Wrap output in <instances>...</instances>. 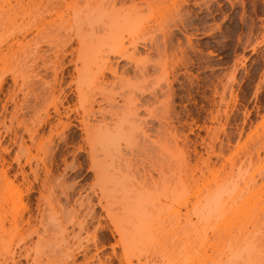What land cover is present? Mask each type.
<instances>
[{
  "label": "rangeland",
  "instance_id": "rangeland-1",
  "mask_svg": "<svg viewBox=\"0 0 264 264\" xmlns=\"http://www.w3.org/2000/svg\"><path fill=\"white\" fill-rule=\"evenodd\" d=\"M63 1L0 0V170L13 185L12 190L7 185L2 187L5 178L0 172V264H158L155 234L143 238L144 243L133 238L131 247L138 243L137 247L125 252L112 218L129 222L132 218L136 222L140 214V218L144 215L143 219L154 220L156 226V218L161 215L157 211H132L130 215L129 211L103 210L98 200L103 183L95 182L94 162L118 167L123 174L125 167L127 175L133 174L128 181L132 176L137 181L148 179L150 184L146 182L143 191L149 190V197L154 194L150 199L156 204L158 199V203L169 202L172 196L170 192L168 195L172 183L165 189H154L152 181H160L162 174L183 171L186 178L201 177L197 187L200 192L185 188L188 193L181 192L174 205L182 218L189 213L194 221L196 199L205 201L207 189H216L215 180L220 182L218 187L226 190L221 204L225 212L217 216L214 212L204 226L196 225L199 230V226L206 229L201 236L210 240V245H205L206 255L203 251L199 255L202 248L194 247L197 242L193 243V238L199 233H194L190 224L187 232L183 231L186 235L181 232L186 236L181 237L183 241L170 238L175 242L174 249L182 250L177 254H184V259L195 260L194 253L197 259L198 255L199 259L214 257V250L219 249L227 255L237 253L238 264H264V0H174V5L173 0H160L163 7L157 9L154 6L159 5L158 0H146L147 5L142 0L125 1L126 9L132 3L141 7L136 24L140 25L137 55L144 60L136 56L139 63H130L108 53L118 73L125 69L113 92H127L138 81L149 91L139 95L141 104L153 113L150 116L139 107L135 119L138 128L127 133L135 147L127 141L129 136L125 137L128 128L119 141L114 135L112 140L119 142L121 150L114 157L111 148L110 155L104 152L107 147L92 139L85 128V123L93 124L103 117L114 121L108 114L113 106L103 100L100 88H95L100 81L102 88H111V75L107 71L98 75L96 63H101L103 56L93 58L90 48H83L85 44L79 48V40L64 31V24L75 22L78 12L82 17L85 0ZM150 1L155 10L148 7ZM177 5L179 12L175 10ZM180 16L186 22L188 18L190 25L183 28L179 24L172 30L170 26V42L163 44L157 22L165 19L167 22L162 23L171 25L170 20ZM187 37L195 50L188 47ZM87 40L84 38V42ZM130 40L126 33L122 35L124 46L128 47ZM108 42L115 43L113 39ZM179 46L186 51L181 59ZM163 75L172 80L170 90ZM150 91H155L156 97ZM165 98H169L168 107L162 102ZM139 191L134 194L141 195ZM154 197L158 199L153 201ZM49 199L53 204L49 205ZM181 202H186L189 212L184 204L179 205ZM166 219L164 225L169 223ZM193 248L198 253L190 250Z\"/></svg>",
  "mask_w": 264,
  "mask_h": 264
},
{
  "label": "bare ground",
  "instance_id": "bare-ground-1",
  "mask_svg": "<svg viewBox=\"0 0 264 264\" xmlns=\"http://www.w3.org/2000/svg\"><path fill=\"white\" fill-rule=\"evenodd\" d=\"M8 0H6V2H7ZM31 1H33V0H31ZM44 1H46V0H44ZM48 1H50V0H48ZM61 1H63V0H61ZM66 1V0H65ZM65 1H63V2H65ZM126 0H85V3H86V6H85V9H86V11H84V13H83V15H82V17L80 18L79 16L81 15L80 14V12H78L77 13V15L74 17V19H73V21H75V22H68L67 24H64V31L67 33V35H69V33L70 34H72L73 35V37L75 36V38H77L78 40V42H80L78 45H79V48H81V46L83 45V44H85V45H83V48H86V47H88V48H90V50H91V52L94 54V57L93 58H95V57H98L99 58V56H103V58H102V60H101V63L99 62H97L96 63V68H98V69H96L97 70V72H98V75L100 74L101 76H103V72L104 71H107L110 75H111V81H109V87H111V88H108V90L105 88V87H103L102 88V84L99 82V84L98 85H100V86H98L97 85V83H96V86H95V88H96V90H98V88H100V89H102V90H98L99 91V93H100V91H102V93H101V95L103 96V100H106L107 102H108V104H110L111 106H113V107H111L112 109H110V110H108V114L110 115V119H111V121L112 120H114L113 121V123H110V122H108V121H106V119L103 117L102 118V120H99L98 122H96V123H93V124H88V122L87 123H85L86 124V126H85V128H86V130H87V132H88V135L89 136H92V139H94L97 143H100V144H102V145H104L105 146V148L107 147V149L106 150H108V151H104V152H107V154H109L110 152H113L112 153V155L111 156H113L114 157V155H116L115 153H117V154H120L121 152V150H120V145H119V139H122V137H119V136H121V135H123L122 134V132H124V129L125 128H128L127 130H125V131H127L126 133H125V137H126V135H127V133H129V132H131L132 133V130L133 129H135L136 130V128L135 127H137L138 128V124H137V120H135L136 119V117H138V110H139V107L140 106H142V108L144 107V109L143 110H146V111H148V114L150 115V116H152V111H153V109L150 111L147 107V105L145 104H141V97H139V95L141 94V95H143L145 92L147 93V91L148 90H145L144 89V87L143 86H140V85H138V81L136 82V83H133L132 85H130V87H128V89H127V92H125V91H123V87L122 88H120V89H122V91L120 90V91H118L117 92V90L116 91H114L113 92V88L116 86V84L118 83V80H119V83H120V79L122 78L123 79V77H122V75L125 73V69L124 70H121V72H119L118 73V68H117V65H116V63L115 64H113L114 62H112L111 61V59H110V55L108 54L109 52L111 53V55L113 56V57H115V58H117L118 60L120 59V60H126L127 62H130V63H132V62H134V63H136V62H138V60H137V57L136 56H139L140 57V55H137V54H140V53H138V45H139V42H140V40H138V31H140V29H139V27L138 26H140V25H136L137 23H138V21H139V19H140V8H139V6L137 5V4H131L132 5V7L130 6L129 7V5L127 6L128 7V9H126V5H125V3H127V2H125ZM130 1H132V0H130ZM139 1H141V0H139ZM143 2H146L145 4L147 5L148 3H149V1H148V3H147V1L146 0H142ZM157 1V0H156ZM159 2H158V6H154L153 5V1H150V3L152 2V5L151 4H149V8L151 9L152 7L151 6H154L155 8L156 7H160V5H161V3L164 1H160V0H158ZM166 1V0H165ZM182 1V3L183 2H185L186 0H181ZM34 2H36V0H34ZM38 2H40V1H38ZM133 2V1H132ZM37 3V2H36ZM155 3V2H154ZM165 3V2H164ZM173 4L172 5H174V3H175V1L173 0V2H172ZM182 3L180 2V5H181V7H182ZM156 4V3H155ZM163 4V3H162ZM196 4H198V1L196 2ZM137 5V6H136ZM9 6V5H8ZM142 7L144 6V4L143 5H141ZM162 7H163V5H161ZM138 7V8H137ZM146 7V6H145ZM154 7L152 8V9H154ZM180 7V6H179ZM147 8V7H146ZM157 9V8H156ZM161 9V8H160ZM163 9V8H162ZM155 10V9H154ZM175 10H177L178 11V5L176 6V9ZM77 11V9H75L74 11H73V14H74V12H76ZM158 11V10H157ZM176 11V14L177 15H181V16H183L182 14H180L181 13V10H180V13L178 14V12ZM189 11V10H188ZM185 12V11H184ZM186 13V12H185ZM181 16L179 17V18H177L176 20H170V22L172 21H174V23H172L171 22V25L170 24H167L166 22H167V20H165V19H162L161 21H159V23L157 22V27H158V32H161V36L163 37L162 39H163V44L166 42H170V40L169 41H167L168 39H170L169 37H167V36H169V34H170V36H171V33L173 32H171V30H172V28H175V29H177L176 27H178L179 26V24H180V26L181 27H183V28H186V26H188V22H189V20H188V18H187V22H186V19H184V17H182L181 18ZM178 17V16H177ZM186 17V16H185ZM188 17V16H187ZM190 19V18H189ZM166 21V22H164V23H162V21ZM162 23V24H161ZM169 23V22H168ZM187 23V24H186ZM191 23V22H190ZM173 24V25H172ZM159 25V26H158ZM190 25V24H189ZM170 26H171V30H170ZM179 28V27H178ZM159 29H160V31H159ZM182 29V28H181ZM251 29V28H250ZM182 30H186V29H182ZM124 33H126L127 35H129V38L131 37V40L128 42V47L127 46H124L123 45V42H122V35H124ZM72 35L70 36L69 35V37H72ZM138 36V37H137ZM87 37V38H86ZM84 38L85 39H88L89 40V44H87L88 42V40L87 41H85L84 42ZM168 38V39H167ZM110 39H113V41L116 43H113V44H115L116 46H114V48H110V46H112L111 44H110V42H108V40H110ZM121 39V40H120ZM2 40V39H1ZM1 42H3V41H1ZM0 42V43H1ZM187 44H188V47L189 48H191L192 49V51L193 50H195L194 48H193V46H192V43H191V40H190V38L189 37H187ZM0 45H2V44H0ZM84 46H86V47H84ZM143 46V45H142ZM141 46V47H142ZM187 46V45H186ZM0 47H2V46H0ZM113 47V46H112ZM144 47V46H143ZM88 48H86V49H88ZM177 48H179V51H180V56L181 57H179L180 59L182 58V56L184 57V54H185V49H183V47H181V50H180V46L179 47H177ZM82 49V48H81ZM88 51H89V49H88ZM198 51V50H197ZM213 54L211 51H209V54ZM0 54H1V50H0ZM100 57V58H101ZM138 57V58H139ZM141 59H143L142 57H140V59H139V61L141 60ZM180 59H178V61H180ZM116 60V59H115ZM114 60V61H115ZM144 60V59H143ZM94 61H96L95 59L93 60V63L92 64H94ZM182 61V60H181ZM184 61V60H183ZM116 62H117V60H116ZM141 62H142V60H141ZM133 63V64H134ZM139 63V62H138ZM182 63V62H181ZM95 65V64H94ZM135 65V64H134ZM135 66H137V65H135ZM163 68V67H162ZM165 68V67H164ZM136 69L137 70H139V68L138 67H136ZM143 70H145V69H143ZM165 70H166V68H165ZM95 71V70H94ZM163 71H164V69H163ZM167 71V70H166ZM97 72H95V73H97ZM139 72V71H138ZM143 73V72H142ZM141 73V74H142ZM162 73V72H161ZM167 74V72H165L164 71V74ZM93 75H94V72H93ZM95 76V75H94ZM94 76H93V80L95 79L94 78ZM97 76V75H96ZM124 76V75H123ZM172 76V75H171ZM232 77H233V75H231ZM98 77V76H97ZM162 78L163 77H166V78H164V79H166V81L167 82H165V83H168L167 84V86H169L170 85V83L172 82V80H170L169 81V79H168V76H161ZM175 77V76H174ZM174 77H172L173 78V80H174ZM171 78V79H172ZM122 79H121V81H122ZM176 79V78H175ZM231 79V78H230ZM97 81H98V79H96ZM146 80V78L144 79V81ZM96 81V82H97ZM144 81H142V83H144ZM103 83V82H102ZM141 83V82H140ZM0 84H1V78H0ZM95 84V83H94ZM106 84V83H105ZM105 86V85H104ZM170 87L171 86H169L168 87V89L170 90ZM94 88V89H95ZM106 89V90H105ZM110 89H111V91H110ZM149 92V91H148ZM155 91H150V93L152 94V96H154V97H156V92L154 93ZM169 92V91H168ZM171 92V91H170ZM170 92L168 93V94H170ZM98 93V94H99ZM172 93V92H171ZM151 94H149V95H151ZM167 94V96H169ZM140 95V96H141ZM170 95H172V94H170ZM116 96L118 97V101H120V105H119V103H118V101H117V98H116ZM167 96H166V98H167ZM165 98V99H166ZM169 98H170V96H169ZM168 98V99H169ZM220 98H222V97H220ZM93 99V98H92ZM168 99H166V100H162V102L164 103H166V106L168 107V105L167 104H169L170 102H169V100ZM160 101V100H159ZM221 101V100H220ZM222 101H223V99H222ZM161 102V101H160ZM160 102H158V103H160ZM161 102V103H162ZM169 102V103H168ZM160 105H162V104H160ZM165 106V107H166ZM166 107V108H167ZM165 108V109H166ZM141 109V108H140ZM163 110H164V107L162 108ZM101 110V109H100ZM219 110V109H218ZM218 110H216L217 112H218ZM100 112V111H99ZM224 112H225V110H224ZM102 113V112H101ZM217 114H219V112L217 113ZM103 116V115H102ZM101 116V117H102ZM130 119L132 120L133 119V121H130ZM141 121V120H140ZM139 122V121H138ZM137 124V125H136ZM127 126V127H126ZM140 126V125H139ZM130 129V130H129ZM35 130V129H34ZM134 131V130H133ZM33 132V131H32ZM32 132H29V136L32 138ZM34 133V132H33ZM120 133V134H119ZM117 135V140L118 141H114V140H112L113 139V137H114V135ZM124 136V135H123ZM127 136H129L128 138L129 139H127V141H129L130 142V140H131V138H130V134H128ZM127 138V137H126ZM124 140V139H123ZM123 140H122V142H123ZM132 140H133V138H132ZM94 141V142H95ZM128 142V143H129ZM133 143H134V141H132ZM136 144V143H135ZM135 144L133 145L131 142H130V145H131V147L132 146H134L135 147ZM101 145V146H102ZM128 145V144H127ZM130 145H128L129 147H130ZM103 146V147H104ZM128 146H126V147H128ZM128 147V148H129ZM133 147V148H134ZM105 148H104V150H105ZM108 148H111L110 150V152H109V149ZM169 149V148H168ZM113 150V151H112ZM176 151H177V149H176ZM182 151V150H181ZM180 151V152H181ZM109 152V153H108ZM167 152V151H166ZM180 152H178V154L180 155ZM170 153V152H169ZM182 153V152H181ZM184 153V152H183ZM182 153V154H183ZM107 154H106V156H107ZM173 154V153H172ZM177 154V155H178ZM185 154V153H184ZM183 154V155H184ZM110 155V154H109ZM168 155V154H167ZM111 156H110V158H111ZM117 156V155H116ZM116 156H115V158H116ZM120 156V155H119ZM118 156V157H119ZM112 157V158H113ZM170 157V156H169ZM180 157L182 158V155H180ZM180 157L178 158V159H180ZM171 158V157H170ZM124 159V158H123ZM176 159H177V157H176ZM183 159H185V158H183ZM182 159V160H183ZM112 160L113 159H111V162H112ZM117 160H119V159H117ZM180 161V164L182 165L183 164V161ZM186 160V159H185ZM178 161V162H179ZM110 162V163H111ZM124 162V161H123ZM109 163V162H108ZM112 164V163H111ZM118 164V163H117ZM116 164V165H117ZM115 165V164H114ZM115 165V166H116ZM184 165H185V162H184ZM108 166H110L109 164L107 165V164H99L98 162H94L93 163V165L91 166L93 169H94V174H95V177H96V179H95V182H96V180H97V183L99 184H101V183H103V185H101L100 186V189H99V197H98V200H99V203H100V205L104 208L103 210H105V211H129L128 213L130 214V212L133 214V212L132 211H142L141 213H146L145 211H157V212H159V219H157L156 218V220L158 221V222H155L157 225L155 226L154 224H152V222H154V220L153 221H151V219H148V220H150V222L147 220V219H143L142 217L144 216V215H142V217L140 218V214H139V219L140 220H138V221H134L133 222V220H132V218L130 219V222H129V219H128V221H125V220H120L119 218H116V216H114L116 219L114 220V217L112 218V221H114V222H116L115 224H114V227L117 229L116 231H118V234H119V236H120V239L122 240V244H123V246L125 247H123V250L125 251V252H133L134 251V248L133 247H135L136 245H134V246H132L131 247V243L130 242H132V244H134L133 243V238L135 239V241L134 242H138L139 241V243H144L145 241H144V239L143 238H145L146 236H147V239H148V237H149V235H151V237L154 235V237H155V242H156V250H155V253L158 255V257H159V262H158V264L159 263H161V264H238V260H237V258H238V256H237V253H235L234 251H232L231 253H230V255H227V254H225V253H222V251L220 250L219 251V249H216V251L214 250V252H213V256L214 257H212L211 255H209V256H207L208 258H205V256L204 257H202L201 256V258L199 259V255L200 254H202V252L201 251H203L204 252V254L206 255V250H207V248H205L206 246H208V245H210V240H207V238L208 237H203V236H201L202 234H203V232L206 234V229L204 230V227H201V226H204V221H207L206 220V218H208L210 215H212V214H214V212H216V214H215V216H217L218 214H223V212H225V211H223V205L221 206V204H222V201L224 200V199H226V198H224L223 196H225V195H222V194H225V192H226V190L225 189H223V188H219L218 186H220L221 184H220V182L219 183H217L216 182V180H215V188L216 189H214L213 188V190L211 191L210 189H207V188H205V189H207L209 192L207 193V195L205 196V198H204V200L205 201H202L201 200V198L202 197H199V196H195L196 198H200V199H196V203L195 204H197V205H195L194 204V206H192V207H194L193 208V216H195L194 218H196V221H194V220H191V218L189 217V216H191V215H189V213H184V219L179 215V209H178V207H175L174 205H177V203H178V199H180L181 197H179V196H181V195H183L182 193L184 192V194L186 195L188 192H190V191H195V193L197 192V193H199L200 192V190L199 189H197V187H199L198 185H199V183L198 182H200L199 181V179L201 178H199L198 179V177L199 176H197V177H191V179L189 178V177H187L186 178V173H183V174H181V173H177L178 175H176L174 172L173 173H170V174H164L165 176H163V174H162V178L160 179V181H158V183H157V181H155L156 179H154L153 180V178H151L152 176L149 174V176H151L150 177V181L151 180H153L152 182L154 183H152L153 185H154V189H160V187L159 186H161V189H162V186L164 187V189H165V187H169V185L172 183V185L170 186V190H168V195H171L172 194V196L170 197L171 199L169 200L167 197H165V199H168L169 200V202H167V201H165V202H162V201H160L161 203H158L159 202V199L158 198H153L154 200L153 201H155L156 199H158L157 201V204H156V202L154 203V202H152L151 201V197H153L154 196V194H151V195H153V196H151V197H149L150 196V191L148 190L147 192H144L143 190V188L145 187V185L147 184V183H149L147 180L148 179H146V178H144L143 180L142 179H139L138 181L137 180H134L135 178H132L131 177V179H129V181L127 180L129 177V175H127V172H129V171H125V167H124V173L125 174H123L122 173V171L120 170V168H113L114 166H112L111 165V167H108ZM124 166V165H123ZM207 168H209L207 165H205ZM122 167V166H121ZM128 167V166H127ZM180 167V166H179ZM112 168V169H111ZM182 168V167H181ZM116 169V170H115ZM122 169V168H121ZM128 169H130L129 167H128ZM128 169H126V170H128ZM178 169V168H177ZM210 169V168H209ZM263 169V168H262ZM112 170V171H111ZM133 170V169H132ZM132 170H130V171H132ZM174 171H175V169H173ZM208 170V169H207ZM264 170V169H263ZM208 171H210L211 173H213L211 170H208ZM0 172H2V175H3V183H4V185H2V187H5V188H7V186L9 187V188H11V190L13 189V185H12V183L11 182H9V180H8V178H7V176H6V174H5V172H4V170L2 171V170H0ZM172 172V171H171ZM209 172V173H210ZM131 173V172H130ZM185 174V177L183 176ZM202 174H203V172H202ZM131 175H133V174H131ZM130 175V176H131ZM201 175V174H200ZM214 175L215 174H213L212 176L214 177ZM149 176H147V177H149ZM191 176H193V175H191ZM0 177H1V175H0ZM216 177V176H215ZM251 178V177H250ZM190 179V180H189ZM213 179V178H212ZM252 179V178H251ZM8 180V181H7ZM131 180V181H130ZM142 180V181H141ZM227 180V179H226ZM7 182V184H5V182ZM98 181H100V182H98ZM127 181V182H126ZM133 181H135V183H137V184H135ZM141 181V182H140ZM155 181V182H154ZM125 182V183H124ZM132 184H134V185H132ZM147 182V183H146ZM232 182V181H231ZM247 182L248 181H245L244 182V184L245 185H247ZM126 183H128V184H126ZM146 183V184H145ZM174 183V184H173ZM222 183V182H221ZM225 183V182H224ZM223 183V184H224ZM228 183V182H227ZM1 184V183H0ZM99 184V185H100ZM106 184H108L107 185V187H106ZM129 184H131V185H129ZM150 184V183H149ZM159 184V185H158ZM201 184V183H200ZM205 184V183H204ZM207 184H208V182H207ZM7 185V186H6ZM111 186V188L110 187H108V186ZM191 186V188H193V190L190 188V187H187V186ZM98 186V185H97ZM103 186V187H102ZM173 186V190H172V192H171V187ZM192 186H194L196 189H197V191H196V189L194 190V187H192ZM206 186V185H205ZM228 186V185H227ZM102 187V188H101ZM147 187V186H146ZM150 187V186H149ZM222 187V186H221ZM108 188V189H107ZM110 188V189H109ZM153 188V187H152ZM185 188H187V191H188V189H190V191H188V192H186V189ZM211 188V187H210ZM225 188V187H224ZM227 188V187H226ZM229 188V187H228ZM233 188L234 187H232L231 189L233 190ZM153 189V190H154ZM167 189V188H166ZM179 189H181V191H180V193H179ZM212 189V188H211ZM223 189V190H222ZM231 189H228V192H227V194L228 193H230V190ZM142 191V192H140V191ZM147 190V189H146ZM151 190V189H150ZM7 191V190H6ZM138 191H139V193H142L141 195H135L134 193H136V194H138ZM157 191V190H156ZM224 191V192H223ZM4 192V191H3ZM151 192H152V190H151ZM171 194H170V193ZM179 194H178V193ZM182 192V193H181ZM202 192V191H201ZM206 192V191H205ZM153 193V192H152ZM154 193H156V192H154ZM165 193H166V190H165ZM194 193V192H193ZM40 195H41V192L39 193ZM181 194V195H180ZM201 194V193H200ZM199 194V195H200ZM19 195V194H18ZM45 195V194H44ZM194 195H197V194H194ZM204 195V194H203ZM46 196V195H45ZM165 196H166V194H165ZM10 197H13V196H10ZM18 197V196H17ZM19 197H21V195H19ZM47 197V196H46ZM14 198V197H13ZM13 198H11V199H13ZM151 198V199H150ZM183 198V197H182ZM224 198V199H223ZM10 199V198H9ZM150 199V200H149ZM18 200V199H17ZM49 201H51L50 199L48 200V202ZM102 201L104 202V204L102 203ZM19 202H20V200H19ZM46 202H47V200H46ZM176 202V203H175ZM184 202V201H183ZM198 202V203H197ZM50 203L51 202H49V205H50ZM51 204H53V203H51ZM182 205V204H184V208H186L185 207V204H186V202L185 203H179V205ZM178 205V206H179ZM223 208V209H222ZM144 211V212H143ZM185 211L186 212H189V210L186 208L185 209ZM162 212V213H161ZM123 213V212H122ZM138 213V212H137ZM140 213V212H139ZM123 215V214H122ZM131 215V214H130ZM150 215V214H149ZM209 215V216H208ZM121 216V215H120ZM123 216H125V215H123ZM156 217H158V215H155ZM214 216V217H215ZM119 217V216H118ZM122 217V216H121ZM126 217V216H125ZM131 217V216H130ZM145 217H147V216H145ZM149 217V216H148ZM212 217V216H211ZM211 217H209V219L208 220H210V218ZM150 218V217H149ZM166 218H168V219H166ZM182 218V221L183 222H181V219ZM118 219V220H117ZM166 219V221H169V223L168 224H170V226L168 227L167 225H164L163 223L165 222L164 220ZM205 219V220H204ZM173 221V223L171 222V221ZM123 222V223H121V222ZM146 221H148V223L146 222ZM162 221H164V222H162ZM180 221V222H179ZM192 221H194L193 223H192ZM202 221H203V223H202ZM171 222V223H170ZM150 223V224H149ZM180 223L181 224H185V226H183V225H180ZM187 224H190V226H194L195 227V229H194V227L192 228V230H195L194 231V233H199L198 235H196L195 237L194 236H192L191 234V232H190V230H188L189 232L188 233H191L190 234V236H192V237H194L193 239L195 240V241H193V243H195V242H197V243H199L201 246L199 247V244H197V243H195V244H193V245H195L194 247H197L198 246V249H200V248H202V249H200L199 250V255H198V259L196 258L197 257V255H195V253H194V259L195 260H192V259H189V258H186V259H184V257H183V255L182 256H180L179 254H177V252H178V249H177V251H176V249H174V246H175V242L173 243V240H174V238H175V241H177L176 240V238L179 240V237L181 238L183 235H186L185 233L187 232V229H189L188 227H186L187 226ZM192 224V225H191ZM201 225V226H199V228H200V230L198 229V226L196 227V225ZM153 225V226H152ZM182 226L185 228H183L182 229ZM179 227H181V228H179ZM203 228V229H202ZM198 229V230H197ZM203 231H202V230ZM186 230V231H185ZM197 230V231H196ZM183 231L185 232V233H183ZM200 231V232H199ZM183 233V235H182V233ZM188 233H187V235H188ZM196 233V234H197ZM202 233V234H201ZM153 234V235H152ZM181 235V236H180ZM193 235H195V234H193ZM38 237V239L40 240L41 239V236H40V234L39 235H37ZM189 236V235H188ZM201 236V238H199ZM135 237H137V238H135ZM170 239V238H172V239H168V238ZM183 237H186V236H183ZM196 237H198L200 240H202L201 242H199V241H196ZM203 237V238H202ZM150 238V237H149ZM190 238V237H189ZM198 238H197V240H198ZM119 239V240H120ZM143 239V240H142ZM166 239H168V240H166ZM120 240V241H121ZM141 240H142V242H141ZM150 240H152V238L150 239ZM181 240L183 241L184 239H180L179 240V242H181ZM186 240H189V239H186ZM191 240V239H190ZM148 241V240H147ZM153 241V240H152ZM209 241V242H208ZM174 244H172V243ZM178 242V241H177ZM190 242V241H189ZM130 243V244H129ZM186 243V242H185ZM188 243V242H187ZM191 243V242H190ZM189 243V244H190ZM176 245H179V243H177ZM188 245V244H187ZM192 244H191V246H193ZM206 245V246H205ZM137 247V246H136ZM210 247V246H209ZM133 248V249H132ZM192 248V247H191ZM131 249V250H130ZM188 249V248H187ZM187 249H186V251H187ZM194 249H196V251H197V253H198V250H197V248H193V249H190V250H194ZM182 250H180L179 252H181ZM186 251H184V252H186ZM195 251V250H194ZM178 252V253H179ZM216 252V253H215ZM183 252H181V254H182ZM187 253V252H186ZM220 253H222L223 254V257L225 256V258H223L222 257V255L220 254ZM155 254V255H156ZM189 254V253H188ZM193 254V253H192ZM211 254V253H210ZM215 254V255H214ZM225 254V255H224ZM179 255V256H178ZM127 256V255H126ZM125 258H127V257H125ZM202 258H204V259H202ZM208 259V260H207ZM126 260H128V259H126ZM34 262H36V260H34ZM126 262H130V259L128 260V261H126ZM130 264V263H129ZM251 264V263H250Z\"/></svg>",
  "mask_w": 264,
  "mask_h": 264
}]
</instances>
